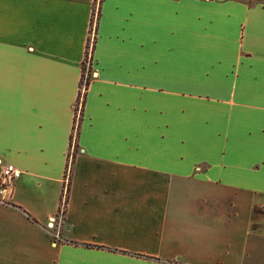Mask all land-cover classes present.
I'll return each mask as SVG.
<instances>
[{"label": "crops", "instance_id": "0c3cea01", "mask_svg": "<svg viewBox=\"0 0 264 264\" xmlns=\"http://www.w3.org/2000/svg\"><path fill=\"white\" fill-rule=\"evenodd\" d=\"M6 163L54 264H264V0H0Z\"/></svg>", "mask_w": 264, "mask_h": 264}, {"label": "rangeland", "instance_id": "374dc122", "mask_svg": "<svg viewBox=\"0 0 264 264\" xmlns=\"http://www.w3.org/2000/svg\"><path fill=\"white\" fill-rule=\"evenodd\" d=\"M80 87L82 88V85ZM226 197L222 195L219 200H215L217 205L223 207L227 201ZM7 212H10L9 216ZM49 221L52 223L49 227L60 228L57 227V218L55 221ZM54 262V251L50 249L47 239L41 238L35 226L28 221L27 223L22 221L14 210L0 209V264H54Z\"/></svg>", "mask_w": 264, "mask_h": 264}, {"label": "built area", "instance_id": "2783aa9c", "mask_svg": "<svg viewBox=\"0 0 264 264\" xmlns=\"http://www.w3.org/2000/svg\"><path fill=\"white\" fill-rule=\"evenodd\" d=\"M88 66V60L85 62V67ZM86 75H84V78ZM84 82V80H83ZM83 87V83L81 84ZM82 88H79V91L81 92ZM79 104V101L76 103ZM20 174V170L16 168L12 163H6L2 166L1 172H0V203H5L10 196L13 180L17 178ZM64 207V201L61 200L59 203V211L61 208ZM53 220V218H51Z\"/></svg>", "mask_w": 264, "mask_h": 264}, {"label": "trees", "instance_id": "16d2710c", "mask_svg": "<svg viewBox=\"0 0 264 264\" xmlns=\"http://www.w3.org/2000/svg\"><path fill=\"white\" fill-rule=\"evenodd\" d=\"M89 44H88V40H87V42H86V44H85V51H84V56H83V60H82V63H81V77H80V85L83 83H87V80H88V77H89V75L87 74L86 75V77L84 78V75H83V73H84V68H85V62H87V60L89 59L88 57H89ZM83 80H84V82H83ZM77 98H78V96H77ZM78 102V100L76 101V103ZM75 108H76V104H75ZM65 195V194H64Z\"/></svg>", "mask_w": 264, "mask_h": 264}]
</instances>
